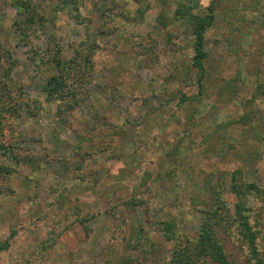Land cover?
Listing matches in <instances>:
<instances>
[{"label": "rangeland", "instance_id": "obj_1", "mask_svg": "<svg viewBox=\"0 0 264 264\" xmlns=\"http://www.w3.org/2000/svg\"><path fill=\"white\" fill-rule=\"evenodd\" d=\"M15 1L0 0V66L14 64L11 76L43 110L22 117L17 135L7 126L5 142L22 140L42 168L20 166L9 180L14 194L1 196L0 242L10 248L0 264H118L122 254L127 264H170L176 246L199 239L212 189L234 211L236 171L262 192L248 203L264 218V0H201L216 17L205 33L208 95L181 107V94L199 93L189 83L197 75L192 28L174 21L186 0H80L79 13L32 0V11L49 17L34 39L21 38ZM93 33L100 50L89 101L61 121L42 92L51 72L37 70L34 58L54 38L71 59ZM141 38L156 41L152 58L138 54ZM232 81L234 93L224 88ZM73 216L90 220V235ZM121 224L132 238L127 249L113 241ZM218 234L233 264H250L243 241ZM257 243L264 259V233Z\"/></svg>", "mask_w": 264, "mask_h": 264}, {"label": "trees", "instance_id": "obj_2", "mask_svg": "<svg viewBox=\"0 0 264 264\" xmlns=\"http://www.w3.org/2000/svg\"><path fill=\"white\" fill-rule=\"evenodd\" d=\"M46 1L54 3V0ZM55 1L59 2L57 8L65 10L72 7L76 9L77 13H79V6L82 5L80 0ZM124 1L129 2L131 0ZM186 1L178 6L174 21H181L192 28L191 35L194 41L193 50L195 52L192 58V66L196 70L197 75L190 79L189 83L197 86L199 93L195 96H188L186 93L181 94L178 101V106L180 107L189 100H197L199 102V100H203L208 95L205 83V58L207 57L204 45L205 33L214 25L216 19L214 4L203 9L201 8V0ZM32 5V0L15 1V7L18 8L20 17L22 16V19L17 21V30L21 38H28L30 36L34 39L38 37L48 21V15L36 12V7H33L32 11ZM79 17L77 15V18ZM158 21L163 27H168V23L164 20ZM155 45V40L149 38L145 41L144 38H141L138 54L141 56H151L154 53ZM75 46V55L71 59H65L62 56L60 44L53 38L48 49L44 52L38 49V54L34 58L37 70L42 71L45 68V70L51 72L42 85V92L46 96L48 103H55L57 105V117L61 121H67L82 103L89 101L88 79L95 70L94 57L100 50L95 33L90 34L85 42ZM4 54L7 59L9 52ZM0 59H2V56H0ZM13 67V63L8 67L9 69L0 66V199L1 196L5 195L9 197L14 194L9 180L18 171L20 166L26 165L32 168H42L40 157L33 154L30 150L23 148L21 146L22 140L10 143L5 142V128L7 126H13L15 128L14 133L17 135L22 117L25 115L36 117L43 110V104L38 99H27L23 95L25 86L17 84L18 82L11 76ZM207 81L209 82V80ZM233 83L234 81L225 82L224 88L227 92H235V89H232ZM103 90H107L106 86H104ZM231 183V193L236 198L234 211L232 212L228 204L221 198L219 188L212 189L211 194L213 198L207 203V207L204 206L205 210L201 212L204 218L199 239L195 242H184L182 245L176 246V256L170 264H205L206 262L233 264L222 240L219 239V230L224 231L226 235L231 237L232 235H236L243 241V245L249 248L248 250H250V254L252 255L250 264H264V259L259 256L257 245L259 235L264 233L262 227L264 218L259 219L256 215H253L260 212V210L251 208L248 203L250 196L263 199L260 198L262 192L256 184L244 181L242 171L233 173ZM126 205L136 207L135 205L137 204L133 202ZM75 219L85 224L86 234L90 235L91 229L88 227L90 220L82 216ZM251 219H254V222ZM173 228L174 226L171 223L164 224L166 236L169 237L170 231ZM63 231L64 229H59V233L55 234L56 230H54L50 234V241L55 242ZM140 232L143 233L142 230ZM113 239L117 248L127 242V249V245L131 243L132 238H130L125 226L121 224L120 230H116ZM9 248L10 242L8 240L0 242V253ZM119 252H117L118 255L120 254ZM129 260L123 254L118 256V264L130 263Z\"/></svg>", "mask_w": 264, "mask_h": 264}]
</instances>
